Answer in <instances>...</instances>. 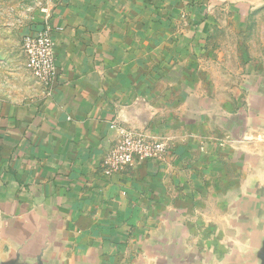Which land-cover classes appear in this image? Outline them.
<instances>
[{
    "label": "crops",
    "instance_id": "0c3cea01",
    "mask_svg": "<svg viewBox=\"0 0 264 264\" xmlns=\"http://www.w3.org/2000/svg\"><path fill=\"white\" fill-rule=\"evenodd\" d=\"M12 4L8 21L18 15ZM200 4L49 0L48 22L62 29L55 87L49 97L0 103V263L154 264L160 251L192 245L198 221L190 220L214 192L213 157L223 151L218 108L193 119L199 90L189 94L187 78L180 90L170 77L157 82L156 72L187 68L183 26L199 21ZM122 128L169 138L163 160L104 175L100 162ZM253 155L241 188L256 178V158L264 167V153Z\"/></svg>",
    "mask_w": 264,
    "mask_h": 264
},
{
    "label": "rangeland",
    "instance_id": "374dc122",
    "mask_svg": "<svg viewBox=\"0 0 264 264\" xmlns=\"http://www.w3.org/2000/svg\"><path fill=\"white\" fill-rule=\"evenodd\" d=\"M10 2L18 5L15 8L18 15L9 21L8 0L0 2V99L6 100L0 103H25L36 95L49 97L34 80L21 51L23 31L40 19L39 1ZM200 2L199 21L188 24L189 28L183 26L189 35L190 50L184 57L187 68L181 71L172 67L167 72L161 68L156 72V81L170 77L173 83L177 82L174 88L180 90L178 81L187 78L189 94L199 90L201 95L199 101L190 102L195 120L201 119L202 112L218 108L219 117L213 123L221 127L219 146L224 152L213 157L218 161L212 167L214 192L200 201L201 206L190 220L192 224L198 221L188 231L192 245L171 246L166 253L161 249V260L154 264H260L257 254L262 245L259 236L264 234L260 229L264 226L263 217L259 215L264 214V167L256 158L252 168H259L257 176L243 188L240 178L244 171L241 175L240 171L252 153H264V119L259 117L260 109L257 110L264 107V6L258 4L259 0ZM196 31L200 35L190 37ZM137 131L164 141L169 150V138Z\"/></svg>",
    "mask_w": 264,
    "mask_h": 264
},
{
    "label": "built area",
    "instance_id": "2783aa9c",
    "mask_svg": "<svg viewBox=\"0 0 264 264\" xmlns=\"http://www.w3.org/2000/svg\"><path fill=\"white\" fill-rule=\"evenodd\" d=\"M41 19L38 26L28 28L21 37V51L36 83L47 96L51 95L57 80L56 44L54 34L61 31L49 20V0H38ZM168 145L150 135L132 129H119L114 144L107 149L101 162L106 176L118 175L136 162H158L167 154Z\"/></svg>",
    "mask_w": 264,
    "mask_h": 264
},
{
    "label": "water",
    "instance_id": "95a60500",
    "mask_svg": "<svg viewBox=\"0 0 264 264\" xmlns=\"http://www.w3.org/2000/svg\"><path fill=\"white\" fill-rule=\"evenodd\" d=\"M263 6H264V4H263ZM257 257L260 260V264H264V240L262 241L261 249H260L259 253L257 254ZM0 264H27V263L20 262L18 260V258H15L12 260H8L6 262H2ZM36 264H42V263L39 259H37Z\"/></svg>",
    "mask_w": 264,
    "mask_h": 264
}]
</instances>
